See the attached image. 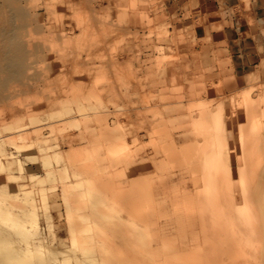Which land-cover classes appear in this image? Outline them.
<instances>
[{
	"label": "rangeland",
	"instance_id": "1",
	"mask_svg": "<svg viewBox=\"0 0 264 264\" xmlns=\"http://www.w3.org/2000/svg\"><path fill=\"white\" fill-rule=\"evenodd\" d=\"M196 2L0 0L2 207L37 210L33 236L11 233L13 257L262 264L250 148L264 140V56L169 88L163 69L202 42L197 26L217 28Z\"/></svg>",
	"mask_w": 264,
	"mask_h": 264
},
{
	"label": "crops",
	"instance_id": "2",
	"mask_svg": "<svg viewBox=\"0 0 264 264\" xmlns=\"http://www.w3.org/2000/svg\"><path fill=\"white\" fill-rule=\"evenodd\" d=\"M195 1L200 13L197 21H213L217 28L206 34L204 25L197 26L195 38L202 42L199 41L192 48L189 44L183 45L179 65L171 64L163 69L166 72L167 86L185 88L187 86L182 80L181 84L171 85L178 78V72L182 71L183 77L190 78L192 74L194 78H198L212 64L213 67L209 69L214 72L217 68L220 71L223 63L228 64L226 69L237 74L248 67L259 69L260 65L257 63L264 56V0H211L209 3L206 0ZM207 15L211 18H206ZM203 40L212 42L205 44ZM211 60L213 62L209 63ZM199 83L200 80H197L195 84Z\"/></svg>",
	"mask_w": 264,
	"mask_h": 264
},
{
	"label": "bare ground",
	"instance_id": "3",
	"mask_svg": "<svg viewBox=\"0 0 264 264\" xmlns=\"http://www.w3.org/2000/svg\"><path fill=\"white\" fill-rule=\"evenodd\" d=\"M263 128H264V126H263ZM253 132H255V131H251V132L249 131L248 133L251 134ZM224 136H226V134ZM224 136H223V138H224V141H225L226 138ZM263 137H264V134H263ZM251 146H253L250 149H252V153H253L252 156H254V157H251V161L253 160L252 162H254V163L256 162V164H258V161L261 160V164H260L261 165L260 166L261 167V171L258 170V171H260V173L259 172L256 173L257 174L256 176H260L261 178H259L258 180L260 182L261 181L263 182V188L262 189H260L258 191L257 190L258 186H257V187H255L256 190L253 189V188H252V190L254 191V193L256 195L260 193V196H257V197H260L262 199L260 201V204H259L260 205L259 206V210H261L260 208H262L264 210V140L261 139L260 135H257L256 140L251 142ZM255 150H256V152H255ZM252 165H255V164H252ZM0 166H2V167L4 166L2 164V162H1V160H0ZM250 167H251V165H250ZM18 172L19 173H22L23 172L22 167H19L18 168ZM36 178H37V182L38 183L42 184V182H44L42 178H40V177H36ZM32 179H34V178H32ZM41 190H43V188ZM5 200H6V193H4L2 191V189H0V232H1L0 233V264H34L33 261L32 262L31 261H25L24 258L22 259L23 253H22V255L19 254V255L15 256V257H13L12 254H11V252L13 253L14 251H15L14 252L15 253L14 255H16V253H17L16 250H14L15 247H12L11 246L12 245V243H11V241H12L11 240V233H15V232H17L16 230H18V233L20 234V236L25 237V239H26L28 237L33 236V231L37 227V220H36L37 210L34 207L35 206L33 204L34 201H33L32 198L25 199V201L30 202V204H31L30 206L31 207L25 213H23L24 214V218L23 217L16 218L17 217L16 214L13 211H11L9 209V207H5V208L2 207V202L5 201ZM45 200H46L45 197H43V195H42L40 197V200L39 201H40V203H42V204L45 205ZM68 202H65V203H68ZM72 205H74V204H72ZM14 207H16V206H14ZM68 214H69V212H68ZM72 222H73V220H72ZM71 224H73V223H71ZM261 225H262V221H261V224L258 223L257 227L258 228L260 227V230H264V229H262V226ZM105 235H106V233H105ZM84 236H82L83 237V240H87L86 238L88 236L85 239H84ZM98 236H100V235H98ZM83 240H81V241L83 242ZM86 243H90V242H86ZM11 249H13V250H11ZM37 252H39V251H37ZM31 259H32V257H31ZM66 259H68V258L66 257ZM68 261L66 260V263H65V258H60V259H53L52 262L51 261H48V262H50L49 264H67ZM39 264H43V263H39Z\"/></svg>",
	"mask_w": 264,
	"mask_h": 264
}]
</instances>
